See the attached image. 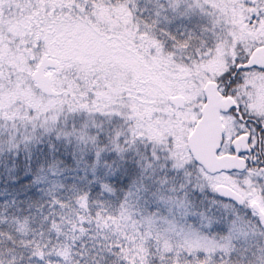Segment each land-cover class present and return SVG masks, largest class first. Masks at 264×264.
Segmentation results:
<instances>
[{"label":"snow or ice","instance_id":"1","mask_svg":"<svg viewBox=\"0 0 264 264\" xmlns=\"http://www.w3.org/2000/svg\"><path fill=\"white\" fill-rule=\"evenodd\" d=\"M0 264H264V0H0Z\"/></svg>","mask_w":264,"mask_h":264}]
</instances>
